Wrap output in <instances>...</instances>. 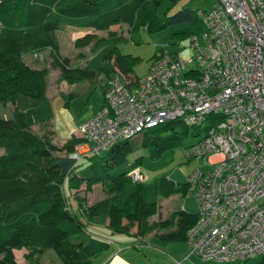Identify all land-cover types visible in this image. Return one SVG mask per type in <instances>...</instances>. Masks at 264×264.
<instances>
[{
  "label": "trees",
  "instance_id": "trees-1",
  "mask_svg": "<svg viewBox=\"0 0 264 264\" xmlns=\"http://www.w3.org/2000/svg\"><path fill=\"white\" fill-rule=\"evenodd\" d=\"M163 1L0 0V103L12 105L11 115L0 117V264H19L14 250L21 249L26 250L27 264H45L40 258L49 250L58 259L54 264H90L110 244L90 234L86 222L106 224L113 232L133 236L152 234V241L161 245L185 239L195 223L197 213L183 210L151 220L160 199L186 195L187 184L164 176L133 181L129 172L138 167L143 155L131 156L145 150L147 156L158 157L164 150L181 146L190 129L192 135L204 137L219 115L210 114L199 125L174 119L145 128L79 168L68 154L83 139L72 135L56 145L47 130L54 115L46 96L48 68L31 67L23 58L48 51L50 66L59 68V79L68 82L84 80L97 71L112 76L115 67L132 73L138 57L120 50L118 44L127 39L111 26L126 24L129 30L145 27L152 32L188 24L189 28L170 32L175 39L203 30L197 10L159 14ZM68 26L107 31L108 37L94 42L92 49L99 52L85 67H71L69 58L60 55L56 31ZM89 40L87 33L74 44ZM34 125L43 132L34 131ZM65 180L71 190L81 185L90 190L100 183L106 197L90 204L81 198L76 213L64 191ZM260 257L258 264H264V253Z\"/></svg>",
  "mask_w": 264,
  "mask_h": 264
},
{
  "label": "built area",
  "instance_id": "built-area-1",
  "mask_svg": "<svg viewBox=\"0 0 264 264\" xmlns=\"http://www.w3.org/2000/svg\"><path fill=\"white\" fill-rule=\"evenodd\" d=\"M198 16L193 56L162 51L141 76L114 70L68 157L79 163L145 128L219 115L186 151L215 170L197 167L186 178L198 212L185 239L203 260L232 264L264 253V0H214ZM129 175L145 181L138 167Z\"/></svg>",
  "mask_w": 264,
  "mask_h": 264
},
{
  "label": "rangeland",
  "instance_id": "rangeland-1",
  "mask_svg": "<svg viewBox=\"0 0 264 264\" xmlns=\"http://www.w3.org/2000/svg\"><path fill=\"white\" fill-rule=\"evenodd\" d=\"M214 0H178L174 4H171L169 0H164L159 7V14L164 11L167 15H172L183 8H190L197 10V12L203 10L208 12L212 9ZM201 21V20H200ZM202 25V21H201ZM189 25L186 23L178 24L176 26L167 25L160 30L148 31L145 27H138L135 29H130L126 24L113 25L111 26L112 31H116L118 34H123L126 37V41L118 44L120 50L123 53L131 54L134 57H138L137 61L133 65V75L141 76L143 75L152 60V58L158 55L160 52L174 53L179 55L182 59H187L193 56L192 49L189 47V37L183 39H175L170 36L176 29H186ZM189 28V27H188ZM89 32L90 40L88 42L82 43L80 45H75L76 39L83 38ZM56 35L60 42V55L62 57H67L70 60V66L85 67V62L95 53L92 49L94 42L100 38L108 37L107 31L105 30H93V29H79L74 27H66L56 31ZM193 35V34H192ZM199 38H201V32L196 33ZM25 62L34 68L47 67V84L46 92L52 99H54L58 94L59 83L57 77L60 75L59 68H53L50 66L51 59L49 57L48 51L40 52L37 54H27L23 56ZM88 110V107L87 109ZM12 105L10 103L1 104L0 103V117H9L11 115ZM88 111H83L73 121V125L76 127L87 115ZM34 131L37 133H42L43 131L36 125L33 126ZM48 129V128H47ZM49 134L51 133L48 129ZM189 133L182 139L181 146L175 147L174 149L164 150L158 157H149L146 155L145 150L134 153L131 159L138 155H143L141 157L138 169L141 171L145 180L149 181L153 178L164 176L174 182L182 183L186 181L187 176L197 167H199L204 172H212L215 170V165L209 162L203 161V159L196 157H189L186 153L188 148H190L194 143H196L201 137L194 136ZM62 139L58 141V145L62 144ZM103 153L98 155H91L82 159L78 165L79 168L85 167L92 160L97 159ZM64 191L68 195V199L71 203L72 211L77 212V201L84 200L86 203L90 204L94 201L106 197L102 186L100 183H96L92 186L90 190H86L84 185L78 190L70 189L68 186V180H65ZM162 205L157 209V213L151 217V220H157L165 216L168 211L176 208H182L187 212L197 213L198 206L194 197L182 194H176L172 196L169 200L162 199ZM169 203V205L167 204ZM101 225L86 222V229L89 231H102ZM107 229V227H104ZM134 230V229H133ZM109 232V231H108ZM26 252L25 249L14 252L16 261L19 264H27L23 258V254ZM201 264H215V260H203L198 257ZM261 260L260 256L241 261L237 264H258ZM40 262L45 264L58 263V259L55 254L49 250L44 253L40 258ZM227 264V263H219Z\"/></svg>",
  "mask_w": 264,
  "mask_h": 264
},
{
  "label": "crops",
  "instance_id": "crops-1",
  "mask_svg": "<svg viewBox=\"0 0 264 264\" xmlns=\"http://www.w3.org/2000/svg\"><path fill=\"white\" fill-rule=\"evenodd\" d=\"M98 52L99 51H95L94 55H92L85 64L93 62V57L98 54ZM115 69L116 67L114 70ZM110 77L111 76L104 71L90 72L86 79L75 82L60 80L59 76L57 77V81L59 82L57 84V96L52 99L46 92V96L51 101L54 113L47 127L51 132L49 136L52 143L58 145V141L62 139L63 144L72 135L79 137L78 125L84 120L92 117L102 105L103 94ZM87 107L88 110H86ZM83 111H88V113L75 127L73 121L75 117ZM215 158H217V155L211 157V159ZM172 196L162 199L169 200ZM162 199L159 201V206L162 205ZM167 205H169V203ZM177 210L187 212L182 208L172 209L160 219L166 218L169 214ZM101 227H103L102 229L104 232L87 231L92 235L108 240L110 245L107 250L94 257L90 264H176V262H179V264H201L198 258L199 256L192 252L191 246L186 239L170 241L161 245L152 241V234L140 237L113 232L106 224L101 225ZM104 227H107V229ZM133 231H135V229L132 230V232ZM16 251L20 250H14V252ZM214 262L215 264L221 263L220 261Z\"/></svg>",
  "mask_w": 264,
  "mask_h": 264
}]
</instances>
